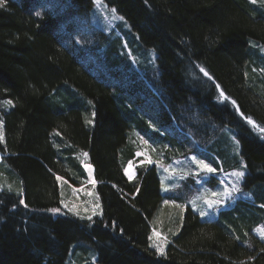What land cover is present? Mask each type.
Wrapping results in <instances>:
<instances>
[{
	"label": "trees",
	"instance_id": "16d2710c",
	"mask_svg": "<svg viewBox=\"0 0 264 264\" xmlns=\"http://www.w3.org/2000/svg\"><path fill=\"white\" fill-rule=\"evenodd\" d=\"M103 2L126 28L98 38L96 65L65 45L61 29L92 0H60L54 10L43 8L48 0L0 7V99L12 101L0 116V264H264V241L253 233L264 222V139L248 123L264 128L262 0ZM141 92L157 109L144 107ZM188 115L220 126L202 129V156L225 169L243 160L252 198L214 221L190 208L175 214L160 255L151 223L168 196L154 164L126 178L129 138L138 132L163 155H177ZM83 151L101 207L91 219L51 211L62 200L57 176L83 183Z\"/></svg>",
	"mask_w": 264,
	"mask_h": 264
},
{
	"label": "rangeland",
	"instance_id": "374dc122",
	"mask_svg": "<svg viewBox=\"0 0 264 264\" xmlns=\"http://www.w3.org/2000/svg\"><path fill=\"white\" fill-rule=\"evenodd\" d=\"M48 2L43 5V8L54 10L60 0H48ZM92 2L89 12L87 11L77 17H70V21L65 23L61 29L69 36L68 38L65 37V45L72 46L83 53V63L96 65V60L90 51L97 46L98 38L105 37L106 33L113 31L115 28L120 34L118 25H121L122 28H126V26L122 23L125 22L124 19H120V16L113 12V8L108 7L103 0H92ZM42 10L39 9L38 12L40 13ZM59 12L64 15L66 9L62 8ZM59 15L61 14L59 13ZM262 52L264 53V51ZM98 66L96 67L99 68ZM152 72L153 76L156 77L158 74L157 69ZM138 98L141 99L146 109L150 111L157 109V102L147 94L141 92ZM220 100L222 101L223 97ZM3 108H8L7 103L0 99V116ZM180 125L185 131L184 137H181L182 140L179 139L180 143H183L184 149L178 151L177 155L169 151L166 152L167 155H163L164 150H160V147H157L158 145L156 146L138 132H131L129 142L133 147L134 158L129 160L124 168V175L131 180L135 176L137 166L142 164H154L156 166L161 193L168 196L161 203L160 209L151 223L150 244L160 255L164 254L169 242L168 234L170 230H168L167 225L175 214H181L183 217L184 211L190 208L199 216L200 220L214 221L222 211L233 208L237 200L252 198L251 192L243 187L244 177L247 174L243 160L239 162L240 165H237V167L225 169L223 166H214L212 162L209 164L202 156L201 150L207 144L204 139L208 138L207 136L204 137L202 129L206 128V125H211L213 131H217L220 126L208 121L203 122L197 118L193 119L191 115L184 116ZM249 125L263 140L264 131H261V129L264 128L255 122L249 123ZM228 132L233 133L229 129ZM0 134L3 136L0 141L3 142L4 133L1 120ZM234 136L230 139L235 140ZM84 153H87V151L78 152V158L85 173L83 183L72 185L64 179L58 181L60 197L62 198L59 211L74 215L80 214L88 219L89 217L101 216V207L96 192L93 168L89 162L88 154L85 156ZM197 161H204L216 171L212 173L204 171ZM1 162L0 154V165ZM86 165H90V167H86ZM236 171H242L244 175L238 179L233 175ZM165 201L168 203H165ZM209 201L212 202L211 205ZM97 204L99 207H97ZM201 213H204V215H201ZM253 233L264 241V222L255 228ZM157 246H160L161 251H157ZM93 263L96 264V261L94 260Z\"/></svg>",
	"mask_w": 264,
	"mask_h": 264
},
{
	"label": "snow or ice",
	"instance_id": "6c2138e0",
	"mask_svg": "<svg viewBox=\"0 0 264 264\" xmlns=\"http://www.w3.org/2000/svg\"><path fill=\"white\" fill-rule=\"evenodd\" d=\"M252 3H257V0H251ZM4 4V0H0V7H2ZM262 6H264V0H262ZM113 12H115V9H113ZM120 19H123L122 17H119ZM200 71L205 75V76H208L209 74L203 69V68H200ZM209 79H211V77H209ZM217 87H219V85H217ZM221 95L223 96V92H221ZM226 98V97H225ZM5 103L7 104H11L12 101H5ZM233 103H235L233 101ZM91 122V121H89ZM248 122L249 123H253V121L251 120V118H248ZM261 131H264V129H261ZM3 139V136L2 134H0V140ZM85 156H87V153H84ZM198 165L206 172L208 173H212L214 171H216L214 168H212L209 164L205 163L204 161H197ZM86 167H90V165H86ZM233 175H235L238 179L241 178L244 173L242 171H236L233 173ZM56 179L58 181H63V177H60V176H57ZM94 183V182H93ZM139 190V189H138ZM22 204L24 203L23 200L20 201ZM218 202V201H217ZM165 203H168L167 201H165ZM211 201H209V204L211 205ZM97 207H99V205L97 204ZM51 211L53 212H58L59 209H51ZM201 215H204V213H201ZM89 219H91V217H89ZM151 238V237H150ZM157 251H161V248L160 246H157Z\"/></svg>",
	"mask_w": 264,
	"mask_h": 264
}]
</instances>
